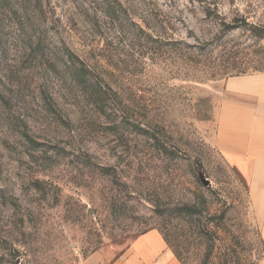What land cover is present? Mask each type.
<instances>
[{"label":"rangeland","instance_id":"374dc122","mask_svg":"<svg viewBox=\"0 0 264 264\" xmlns=\"http://www.w3.org/2000/svg\"><path fill=\"white\" fill-rule=\"evenodd\" d=\"M255 74L264 0H0V264H117L151 231L185 264H264L215 143Z\"/></svg>","mask_w":264,"mask_h":264},{"label":"crops","instance_id":"0c3cea01","mask_svg":"<svg viewBox=\"0 0 264 264\" xmlns=\"http://www.w3.org/2000/svg\"><path fill=\"white\" fill-rule=\"evenodd\" d=\"M220 102L216 146L229 166L241 173L264 236V74L227 82ZM117 264H182L158 233L136 239Z\"/></svg>","mask_w":264,"mask_h":264},{"label":"trees","instance_id":"16d2710c","mask_svg":"<svg viewBox=\"0 0 264 264\" xmlns=\"http://www.w3.org/2000/svg\"><path fill=\"white\" fill-rule=\"evenodd\" d=\"M183 210H184L183 213H185L184 217L191 216V213L189 212L190 209L187 205L184 206ZM180 211H182V210H180ZM193 235H195L197 237L195 238V237H193ZM208 236L209 235L206 231H203L202 233L197 234V233H195V231L191 230L190 233L187 234V236L185 238V242L188 240H192L193 242H195L197 239L200 242L201 241L204 242V245H205V242L206 241L208 242V240H209L207 238ZM167 238L168 237L165 235L164 240L167 242V244L170 245L169 240ZM212 240H214V239H212ZM189 245H190V243H186L185 245L182 244L181 246H182V248L184 247L183 248L184 250L182 248H180V246L176 247L177 253L175 255L183 264H185L183 262V257H184V255H186V251H187V249L185 247H188ZM178 248L181 250H179ZM210 248L213 249L214 245L211 244ZM236 255H237L236 252L233 250L225 251V252H219L216 256L215 255L212 256V254H208L207 256L205 255L204 259L201 261L202 262L201 264H242L241 258L239 256H236ZM186 259H188L187 256H186V258H184V261ZM254 264H259V263H254Z\"/></svg>","mask_w":264,"mask_h":264}]
</instances>
